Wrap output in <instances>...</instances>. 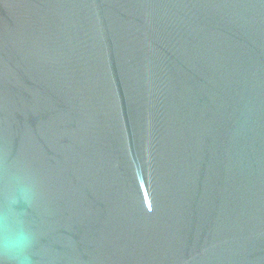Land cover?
Returning a JSON list of instances; mask_svg holds the SVG:
<instances>
[{
  "label": "water",
  "instance_id": "water-1",
  "mask_svg": "<svg viewBox=\"0 0 264 264\" xmlns=\"http://www.w3.org/2000/svg\"><path fill=\"white\" fill-rule=\"evenodd\" d=\"M0 264H264V0H0Z\"/></svg>",
  "mask_w": 264,
  "mask_h": 264
},
{
  "label": "clouds",
  "instance_id": "clouds-1",
  "mask_svg": "<svg viewBox=\"0 0 264 264\" xmlns=\"http://www.w3.org/2000/svg\"><path fill=\"white\" fill-rule=\"evenodd\" d=\"M27 241L26 237L23 235V233H20L17 236L15 247L18 251L23 252L24 248L26 247Z\"/></svg>",
  "mask_w": 264,
  "mask_h": 264
}]
</instances>
